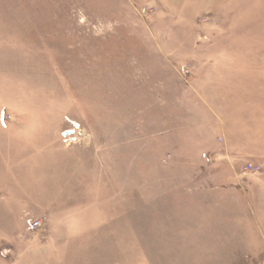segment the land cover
I'll return each instance as SVG.
<instances>
[{"label": "rangeland", "instance_id": "374dc122", "mask_svg": "<svg viewBox=\"0 0 264 264\" xmlns=\"http://www.w3.org/2000/svg\"><path fill=\"white\" fill-rule=\"evenodd\" d=\"M262 176L264 0H0V264H264Z\"/></svg>", "mask_w": 264, "mask_h": 264}, {"label": "crops", "instance_id": "0c3cea01", "mask_svg": "<svg viewBox=\"0 0 264 264\" xmlns=\"http://www.w3.org/2000/svg\"><path fill=\"white\" fill-rule=\"evenodd\" d=\"M247 187H248L247 191L249 192V194L251 190L254 192H256L257 190V194H255V196L256 195L259 196L258 198L259 201L258 202L256 201V203L254 204L257 205L258 210L264 211V176L260 177V179L254 186L252 187L247 186ZM232 194L234 197H232L230 203L235 204L236 207L238 206V203H240V206L243 207V205L245 204L244 203L245 189L243 185L238 186L236 188L234 187L226 188L224 193L226 198L219 199L218 202H216V200L215 201L213 200L212 204L219 205L220 208L222 209L223 206L225 207L227 204H229V198L227 197V195L231 196ZM211 224L214 225L213 226L214 228L209 232L211 235V241L219 243V250H214V252H219V255H216V257H220V258L243 257L242 255L243 241H244L243 224L239 222L237 219L227 220V218L224 219L220 218L218 221H215L213 219L211 220ZM229 245H231L232 247L230 248V250H228ZM65 258L68 259L69 257H65Z\"/></svg>", "mask_w": 264, "mask_h": 264}, {"label": "built area", "instance_id": "2783aa9c", "mask_svg": "<svg viewBox=\"0 0 264 264\" xmlns=\"http://www.w3.org/2000/svg\"><path fill=\"white\" fill-rule=\"evenodd\" d=\"M248 171L250 172H256V167L254 165L248 166ZM42 221L40 219L36 220L32 224V228H38L41 225Z\"/></svg>", "mask_w": 264, "mask_h": 264}, {"label": "water", "instance_id": "95a60500", "mask_svg": "<svg viewBox=\"0 0 264 264\" xmlns=\"http://www.w3.org/2000/svg\"><path fill=\"white\" fill-rule=\"evenodd\" d=\"M72 133H73V130L67 131V132H65V135H69V134H72Z\"/></svg>", "mask_w": 264, "mask_h": 264}]
</instances>
